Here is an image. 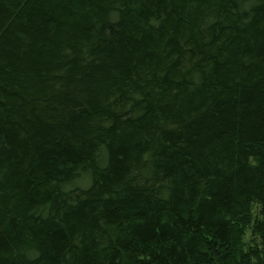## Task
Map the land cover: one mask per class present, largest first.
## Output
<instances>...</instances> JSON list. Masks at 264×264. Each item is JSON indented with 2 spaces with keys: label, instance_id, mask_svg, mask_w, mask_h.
I'll list each match as a JSON object with an SVG mask.
<instances>
[{
  "label": "trees",
  "instance_id": "trees-1",
  "mask_svg": "<svg viewBox=\"0 0 264 264\" xmlns=\"http://www.w3.org/2000/svg\"><path fill=\"white\" fill-rule=\"evenodd\" d=\"M0 264H264V0H0Z\"/></svg>",
  "mask_w": 264,
  "mask_h": 264
},
{
  "label": "rangeland",
  "instance_id": "rangeland-1",
  "mask_svg": "<svg viewBox=\"0 0 264 264\" xmlns=\"http://www.w3.org/2000/svg\"><path fill=\"white\" fill-rule=\"evenodd\" d=\"M245 239H247L248 238V232H246V234H245V237H244Z\"/></svg>",
  "mask_w": 264,
  "mask_h": 264
}]
</instances>
